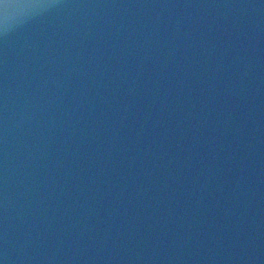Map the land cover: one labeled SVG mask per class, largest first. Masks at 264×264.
Masks as SVG:
<instances>
[{
    "label": "water",
    "instance_id": "95a60500",
    "mask_svg": "<svg viewBox=\"0 0 264 264\" xmlns=\"http://www.w3.org/2000/svg\"><path fill=\"white\" fill-rule=\"evenodd\" d=\"M0 264H264V0H0Z\"/></svg>",
    "mask_w": 264,
    "mask_h": 264
}]
</instances>
